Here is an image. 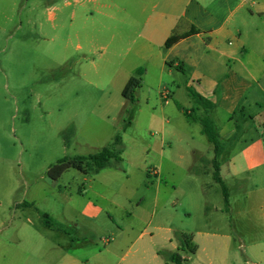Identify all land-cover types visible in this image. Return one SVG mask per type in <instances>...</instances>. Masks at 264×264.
<instances>
[{
  "label": "rangeland",
  "instance_id": "obj_1",
  "mask_svg": "<svg viewBox=\"0 0 264 264\" xmlns=\"http://www.w3.org/2000/svg\"><path fill=\"white\" fill-rule=\"evenodd\" d=\"M64 1L0 0V222L7 225L0 234V264H38V257L46 258L49 248L67 239L42 233L47 216L59 228L70 230L65 226L89 202L99 214L85 225L93 240H79V250L83 247L85 252H104L106 240H111L107 249L111 247L116 253L129 246L130 227L137 231L146 228L147 235L137 244L146 245L148 250L154 245L161 249L160 262L153 261L149 254L147 264H176L163 255L171 247L168 236L175 240L179 226L204 215L203 208L202 214L195 211L190 197L194 192L200 194L208 205L206 215L215 220L220 212L212 207L224 203L222 189L211 182L204 190L213 175H199L195 189L193 180L188 179L190 173L179 168L164 170L158 179L147 170L156 167L160 153L202 152L210 146L198 121L203 112L191 97L188 104L183 84L176 78L172 79L175 84L166 87L175 98L167 105L151 75L140 77L143 82L136 90L135 102L125 101L121 92L126 80L136 76L135 67H146L138 58L125 57L123 46L118 47L119 56L111 57L114 47L108 46L111 32L107 29L111 21L97 11L114 14L121 9L114 15L122 19L123 11L129 10L128 3L66 0L70 6L62 7L65 16L74 9L77 17L72 30L60 32L52 29L54 23L46 18L50 5L59 8ZM86 9L96 20L83 26L82 10ZM75 32L92 41V45L82 42L85 51L90 49L84 56L75 50ZM66 34L70 41L64 48ZM176 102L196 123L185 119ZM218 120L223 122L225 117L220 114ZM115 135L121 137L123 151L117 169L96 176L68 169L57 181L50 179L48 170L52 165L95 154L110 145ZM223 176L230 201L238 200L243 205L233 181ZM225 211L233 242L199 238L196 244L200 249L192 254L189 239H183L181 252L177 253L180 260L184 253L194 258L193 264H209V260L210 264H264V222L251 225L241 218L237 227L229 206ZM188 213L190 221L186 219ZM116 226L124 232L112 237ZM17 236L18 253L7 243Z\"/></svg>",
  "mask_w": 264,
  "mask_h": 264
},
{
  "label": "crops",
  "instance_id": "obj_2",
  "mask_svg": "<svg viewBox=\"0 0 264 264\" xmlns=\"http://www.w3.org/2000/svg\"><path fill=\"white\" fill-rule=\"evenodd\" d=\"M126 3L129 10L123 11L122 19L114 15L116 12H122L121 9L116 10L114 14L97 11L99 16H105L111 21L107 27L111 32L108 46L114 47L111 57L119 56L118 47L123 46L125 57L133 56L144 63L146 68L141 76L146 78L151 75L156 79V88L164 100L163 104L167 105L170 99L175 101L174 93L166 88L169 83L175 84L173 78L183 84L189 105V88L210 101L213 108L209 115L218 128L219 141L223 148L218 156L212 152L209 142L210 146L202 152L195 149L193 153H160L156 167L147 172L158 179L164 170L179 168L190 173L188 179L193 180L192 186L195 185L196 189L199 175L204 174L209 178L213 175L214 160L219 177L227 188L228 206L236 226L240 227L241 218L251 225L264 222V23H261L264 22V0H126ZM56 5L52 4L48 8L46 20L48 23H54L51 25L54 30H72L77 11L71 9L65 16L62 7L67 8L70 3L65 0L59 8ZM65 17L67 21L64 20ZM92 17L93 14L88 9L82 10V25L96 20ZM255 20L261 22L256 23ZM121 29H124V34H121ZM173 31L182 38L170 48H166L165 42ZM74 34L75 50L83 56L89 53L90 49L87 47L85 51L83 43L92 45V41L88 37L85 40L82 34L81 40L78 32ZM69 41V35L66 34L64 48H67ZM137 69L138 66L134 68V72ZM165 78L171 80L165 81ZM200 110L203 116L204 110ZM220 114L225 117V121L218 120ZM188 122L196 123L194 120ZM207 151L210 153H206ZM99 173L90 175L96 176ZM223 175L233 181L236 196L243 198L244 206L238 200L230 201L229 187ZM61 177L62 175L58 179ZM211 179L204 184L205 191L210 188L211 182L217 183L213 176ZM249 186L252 187L250 191ZM177 200L171 204L175 205ZM189 200L197 213L202 214L204 209V215L202 218L199 216L191 220V214L188 213L186 219L191 221L185 223L186 226H179L174 236L189 239L192 254L200 249L196 244V239L199 238L223 239L227 244L233 242L224 203L212 207L215 212L221 214L213 220L206 215L208 205L202 202L200 194L194 192ZM98 214L99 209L90 202L84 205L79 215L70 219V224L65 226L72 231L59 228L47 216L42 226L45 232L42 233L52 237L58 234L67 239L64 243H55L49 248L46 258L38 257V264H147L149 257L160 262V248L154 245L148 250L146 245L137 244L147 235L146 228L137 231L130 227V233H127L129 246L116 253L111 247L107 249L111 240H106L108 246L104 252L95 249L85 252L82 246L79 250V240L86 242L85 240L92 239L93 234L86 231L85 225L96 220ZM6 227V223L1 221L0 234H3ZM16 232L18 234V231ZM123 232L124 229L116 226L110 235L121 236ZM92 240L90 244H94ZM7 241L14 252L20 251L19 246H15L19 241L18 236ZM168 244L171 247L166 250L167 253L181 252L180 243L171 236H168ZM182 258L185 260L184 264H193L194 258L191 256L183 253ZM203 261H208V256H205Z\"/></svg>",
  "mask_w": 264,
  "mask_h": 264
},
{
  "label": "trees",
  "instance_id": "obj_3",
  "mask_svg": "<svg viewBox=\"0 0 264 264\" xmlns=\"http://www.w3.org/2000/svg\"><path fill=\"white\" fill-rule=\"evenodd\" d=\"M197 31V30H196ZM199 32V31H197ZM182 37L178 36L174 33L166 40L165 47L170 48L175 43H177ZM178 69L182 70L181 67ZM143 73V69H137L135 74L136 76H131L126 84L123 87L121 95L123 99L129 103L135 102V93L136 90L140 87L141 84V75ZM188 95L197 103V105L204 110V115L201 116L198 121L201 126V130L203 135L207 138L208 142L211 144L213 148V153L215 156H218L222 152V145L219 141V131L209 115V111L213 108V104L200 96L197 92L192 89H188ZM177 108L182 111L183 115L188 121H192L190 119L189 114L186 110H184L179 104H177ZM122 140L119 135H115L110 145L103 147L99 152L88 155L87 157H76L72 159H63L58 161L56 164L52 165L48 170V175L51 180L58 179L65 171L68 169H75L85 175L96 174L105 169H116L117 165L121 161L122 154ZM214 180L220 184L222 189V196L225 209L228 207V193L227 188L221 181L218 173V168L216 162L213 160ZM175 239L181 244L183 243L182 237L179 235H175ZM167 260H171L176 264H184L185 260H180L177 256V253H167L163 254Z\"/></svg>",
  "mask_w": 264,
  "mask_h": 264
}]
</instances>
